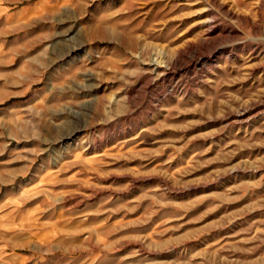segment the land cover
I'll return each instance as SVG.
<instances>
[{"label": "rangeland", "instance_id": "obj_1", "mask_svg": "<svg viewBox=\"0 0 264 264\" xmlns=\"http://www.w3.org/2000/svg\"><path fill=\"white\" fill-rule=\"evenodd\" d=\"M0 264H264V0H0Z\"/></svg>", "mask_w": 264, "mask_h": 264}]
</instances>
